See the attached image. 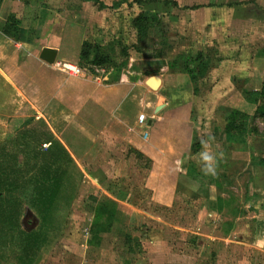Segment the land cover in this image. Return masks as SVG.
<instances>
[{"label": "rangeland", "instance_id": "1", "mask_svg": "<svg viewBox=\"0 0 264 264\" xmlns=\"http://www.w3.org/2000/svg\"><path fill=\"white\" fill-rule=\"evenodd\" d=\"M168 1L0 0L10 37L34 52L81 30L84 76L109 81L131 59L154 61L153 114L194 125L173 192L158 182L166 167L108 132L93 153L72 156L69 219L38 264H264V117L254 114L264 102V0ZM15 86L0 72V142L36 123L47 94ZM204 143L215 175L201 170ZM169 193L171 202L155 201Z\"/></svg>", "mask_w": 264, "mask_h": 264}, {"label": "crops", "instance_id": "2", "mask_svg": "<svg viewBox=\"0 0 264 264\" xmlns=\"http://www.w3.org/2000/svg\"><path fill=\"white\" fill-rule=\"evenodd\" d=\"M8 13L9 11L0 7V50L6 52V56H0V72L8 80L12 78L19 91L47 90L45 97L38 98L40 108L36 105V120H42L45 124L49 121L52 123L51 127L46 124L48 129L71 157L80 153H93L96 141L103 132H108L138 151L147 153L152 158L153 165L158 168L166 167L170 175L159 177L158 182L160 186H165L168 190L171 188L173 192V187L177 186V174L172 171H179L178 164H181L184 156H188L185 153L190 151L188 140L194 125L186 115L153 114L158 104L155 90L162 84L161 76L153 70L154 61L142 59L140 62L131 59L126 66L115 72L111 80L103 82L84 76L81 69L75 73L63 72L66 70L61 69L55 63L56 60L79 67L77 62L83 39L81 30L65 28L57 37L56 44L48 46L56 49L54 61L48 62L38 56L44 46L34 52L31 48L34 45L31 43L12 38L1 31ZM208 71L205 72L206 75ZM246 89L257 90L259 87L251 83ZM49 107L54 108V114L49 112ZM139 108V113L143 112L147 117L146 129L138 126L139 113L136 115V110ZM124 109L131 114L129 119L125 116ZM44 115H47V121ZM144 130L147 131L146 136H143ZM42 145L46 147L48 143ZM72 160L70 166L75 165L74 158ZM22 161L23 157L19 152L17 166L20 168L24 167ZM185 168L186 165L184 170ZM69 174L70 169L62 186L51 198L46 213L39 212L34 205V198L27 184L24 188L0 192L1 202H20L13 217L18 218L20 229H17L21 231L18 236L16 229H11L6 223L2 224V264H38L40 255L59 238L66 226V220L69 219L76 192L75 185L69 184L66 187L70 183ZM25 175L28 176L29 173ZM70 186L72 189L67 190ZM170 193L163 199L155 195V201L171 202L173 195ZM26 235L33 238L32 241V238L29 239L30 245L24 239Z\"/></svg>", "mask_w": 264, "mask_h": 264}, {"label": "trees", "instance_id": "3", "mask_svg": "<svg viewBox=\"0 0 264 264\" xmlns=\"http://www.w3.org/2000/svg\"><path fill=\"white\" fill-rule=\"evenodd\" d=\"M145 1L154 2L160 0ZM162 1L163 3L169 2L168 0ZM113 5H117V2H114ZM11 27L12 23L7 19L1 27V31L7 36H11ZM206 71L207 69L204 70L203 75H205ZM254 114L264 117V102L256 106ZM24 121L25 119H21L20 124ZM230 124L231 121L230 123L227 121L226 127H232ZM16 130L18 131L17 136L9 137L5 141L0 142V192L24 188L27 184L30 194L34 198V205L37 206L39 212L46 213L51 198L55 196L69 173V168L73 161L72 157L67 149L52 136L47 125L42 120H36L35 124L25 126L17 124ZM43 143H48V145L43 147ZM19 152L23 157V168L17 166ZM28 168L33 170L28 171ZM27 173H29L28 176L25 175ZM19 203L0 201V232L3 228L2 224L6 223L11 229H16L18 236H20L18 218L13 217V213L18 210ZM28 235L24 239L30 245L33 238ZM30 238L32 239L29 242Z\"/></svg>", "mask_w": 264, "mask_h": 264}, {"label": "clouds", "instance_id": "4", "mask_svg": "<svg viewBox=\"0 0 264 264\" xmlns=\"http://www.w3.org/2000/svg\"><path fill=\"white\" fill-rule=\"evenodd\" d=\"M216 155L210 150L209 145L204 143V149L199 153V163L204 174H216Z\"/></svg>", "mask_w": 264, "mask_h": 264}, {"label": "built area", "instance_id": "5", "mask_svg": "<svg viewBox=\"0 0 264 264\" xmlns=\"http://www.w3.org/2000/svg\"><path fill=\"white\" fill-rule=\"evenodd\" d=\"M55 63L63 70H66V71H69V72H72V73H75V72H78L80 70L79 67H77L76 65H71V64H67L65 62H60L58 60L55 61ZM137 123H138V126L139 128H142V129H146L147 127V117L145 116V114L143 112H140L137 116ZM147 135V131L144 130L143 132V136H146Z\"/></svg>", "mask_w": 264, "mask_h": 264}, {"label": "water", "instance_id": "6", "mask_svg": "<svg viewBox=\"0 0 264 264\" xmlns=\"http://www.w3.org/2000/svg\"><path fill=\"white\" fill-rule=\"evenodd\" d=\"M56 55V49L48 46H44L39 51V58L45 59L48 62H53Z\"/></svg>", "mask_w": 264, "mask_h": 264}]
</instances>
